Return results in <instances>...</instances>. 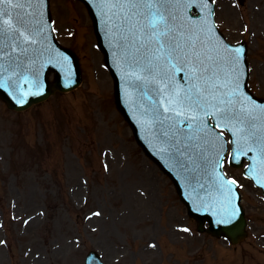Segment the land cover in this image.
<instances>
[{
    "label": "rangeland",
    "instance_id": "374dc122",
    "mask_svg": "<svg viewBox=\"0 0 264 264\" xmlns=\"http://www.w3.org/2000/svg\"><path fill=\"white\" fill-rule=\"evenodd\" d=\"M215 2L227 40L248 44L249 88L264 99V0ZM50 10L57 40L79 57L83 81L22 113L0 99V264H85L92 250L105 264H264L262 192L227 165L240 185L249 236L234 247L199 233L117 110L85 5L50 0Z\"/></svg>",
    "mask_w": 264,
    "mask_h": 264
},
{
    "label": "snow or ice",
    "instance_id": "6c2138e0",
    "mask_svg": "<svg viewBox=\"0 0 264 264\" xmlns=\"http://www.w3.org/2000/svg\"><path fill=\"white\" fill-rule=\"evenodd\" d=\"M37 2L0 0V88L9 87L11 76L5 73L20 76L35 63V46L47 39L43 27L34 22L35 13L28 11ZM190 3L99 0L97 6L110 43L114 38L126 86L148 101L141 107L147 128L154 129L160 142L159 152L190 180L196 179L190 174L200 172L213 187L229 193L237 181L217 172L225 152L229 162L236 163L241 155L255 153L248 171L264 187V104L243 91L244 49L217 39L215 25L208 20L211 10L200 20L186 19ZM208 3L200 0L203 8ZM29 94L20 92L17 103L23 104ZM224 130L230 137L222 136Z\"/></svg>",
    "mask_w": 264,
    "mask_h": 264
},
{
    "label": "water",
    "instance_id": "95a60500",
    "mask_svg": "<svg viewBox=\"0 0 264 264\" xmlns=\"http://www.w3.org/2000/svg\"><path fill=\"white\" fill-rule=\"evenodd\" d=\"M84 1L87 3L94 19L100 46L106 53L107 63L115 78L116 101L118 108L129 120V107L126 104L125 97L127 95L126 87L127 90H129L130 86H126L125 80L123 79V73L121 71L122 61L120 60L119 53L115 47L114 38H112V42L110 43V37L106 34L104 17L97 6L99 0ZM193 8L196 11L198 10L205 14V12L202 11L203 7L200 4V0H191L186 12H190ZM202 18L204 17L201 16L198 19H188L200 20ZM43 29L44 36H46L47 39L42 43H37L35 46L39 49L38 52L32 54L35 59V63L29 65V67L24 70L23 75L17 76L11 71L5 73L6 76H11V79L9 80V87L0 88V96L7 101L9 108L13 110H27L34 104L47 100L56 91L67 92L73 90L78 87L81 82V72L76 56L70 50L62 48L55 42L52 43L53 35L51 29H45L44 27ZM114 51L117 52L116 55H113ZM245 63L246 61L244 58V64ZM50 72L56 73L54 83H50L48 80V74ZM24 75L27 77V82L24 80ZM182 77L183 75L181 74L180 78ZM13 80L16 82L15 86L12 84ZM243 91L249 94L246 88L243 89ZM20 92L30 93L24 98L25 102L23 104L17 103V98ZM31 93L39 94L33 95ZM253 99L260 104H264V101L257 100L255 98ZM148 154L167 174L171 176L178 188L182 200L189 208L190 215L198 219L201 227L206 221H208L211 224V228L209 230L211 233L217 236L225 234L233 243L240 242V240L246 235V221L243 210L239 205L240 197L238 195L237 198L234 197L231 199V193H229L227 189H224L220 190L218 196L216 195L215 187L211 184L210 178L203 175V173L197 172L190 174L196 177L195 180H190L188 178L189 174H185L179 168L175 167L173 162L168 160L167 157L164 156L165 162H162L154 154ZM254 156L255 153H248L247 156L241 155L240 158L248 157L251 161L250 167H252V158ZM247 172L251 176V173H249V171ZM257 176L259 178V173H257ZM201 184H204L205 187L202 188L200 186ZM233 188L234 187H232V190ZM86 264L102 263L100 261V257L95 252H91L87 258Z\"/></svg>",
    "mask_w": 264,
    "mask_h": 264
}]
</instances>
